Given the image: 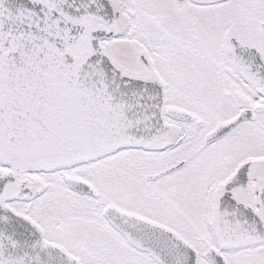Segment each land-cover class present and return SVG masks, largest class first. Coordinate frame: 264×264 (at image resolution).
I'll return each mask as SVG.
<instances>
[{"label": "snow or ice", "instance_id": "obj_1", "mask_svg": "<svg viewBox=\"0 0 264 264\" xmlns=\"http://www.w3.org/2000/svg\"><path fill=\"white\" fill-rule=\"evenodd\" d=\"M0 264H264V0H0Z\"/></svg>", "mask_w": 264, "mask_h": 264}]
</instances>
